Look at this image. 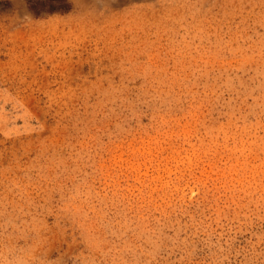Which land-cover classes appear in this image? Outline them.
Masks as SVG:
<instances>
[{"label":"rangeland","instance_id":"rangeland-1","mask_svg":"<svg viewBox=\"0 0 264 264\" xmlns=\"http://www.w3.org/2000/svg\"><path fill=\"white\" fill-rule=\"evenodd\" d=\"M67 2L0 0V264H264V0Z\"/></svg>","mask_w":264,"mask_h":264},{"label":"trees","instance_id":"trees-1","mask_svg":"<svg viewBox=\"0 0 264 264\" xmlns=\"http://www.w3.org/2000/svg\"><path fill=\"white\" fill-rule=\"evenodd\" d=\"M28 10L34 16L65 13L70 10L67 0H27Z\"/></svg>","mask_w":264,"mask_h":264}]
</instances>
